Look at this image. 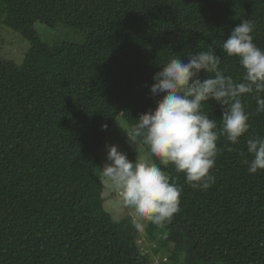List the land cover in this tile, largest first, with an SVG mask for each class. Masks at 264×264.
Returning a JSON list of instances; mask_svg holds the SVG:
<instances>
[{
	"label": "trees",
	"instance_id": "trees-1",
	"mask_svg": "<svg viewBox=\"0 0 264 264\" xmlns=\"http://www.w3.org/2000/svg\"><path fill=\"white\" fill-rule=\"evenodd\" d=\"M244 20L264 49V0H0V25L29 43L21 64L0 58V264H149L133 219L103 207L105 134L118 115L130 127L155 107L152 76L171 58L213 51L223 74L241 81L221 45ZM35 23L80 41L49 44ZM243 103L250 128L235 145L220 136L207 190L160 166L183 188L180 211L146 233L168 232L173 262L264 264V170L250 174L245 163L246 141L264 137V113L253 95ZM203 111L219 129L221 106L206 101Z\"/></svg>",
	"mask_w": 264,
	"mask_h": 264
},
{
	"label": "clouds",
	"instance_id": "clouds-1",
	"mask_svg": "<svg viewBox=\"0 0 264 264\" xmlns=\"http://www.w3.org/2000/svg\"><path fill=\"white\" fill-rule=\"evenodd\" d=\"M254 28L251 20L241 21L221 45L227 56L238 59L244 70L241 81L223 74L220 57L213 51L190 52L187 62L171 58L152 76L149 87L158 97L155 107L140 113L135 124L123 129L135 149L137 143L147 146L146 154L129 160L117 145L106 146L100 174L121 206L133 210L141 222L163 226L180 211L183 188L171 182L161 165L183 173L193 189L207 190L215 181L210 173L221 151L217 146L220 136L235 145L250 128L243 97L253 95L256 112L264 113V49L253 42ZM201 71L207 78H200ZM210 100L221 106L219 129L216 120L203 111V102ZM107 127L102 124L101 130ZM246 149L252 157L245 161L247 171L264 170V137L248 139Z\"/></svg>",
	"mask_w": 264,
	"mask_h": 264
},
{
	"label": "rangeland",
	"instance_id": "rangeland-1",
	"mask_svg": "<svg viewBox=\"0 0 264 264\" xmlns=\"http://www.w3.org/2000/svg\"><path fill=\"white\" fill-rule=\"evenodd\" d=\"M34 29L44 42L53 44L55 41H59L62 38H66L72 41H80V34L64 27H57L50 29L41 23H35ZM29 48V43L21 35L14 32L10 28L0 25V58L13 61L16 64H21L24 55ZM129 128L125 123L123 117L118 115L114 120L112 128L105 134L103 144L98 152L100 156V166L106 162V146L115 144L119 150L125 152L129 160H135L140 156L146 154L144 147L137 143L136 149L127 142V137L123 129ZM99 180L102 183V199L103 207L109 212L114 220H121L122 218L129 216L133 219L138 230V245L141 248V252L147 256L149 264H180L182 255L178 259V262H173L168 257L172 250V245L166 242L168 232L163 229H156L154 237L147 235L150 222H141L136 217V214L131 209L123 208L120 204L119 197L116 192L108 185L98 171ZM143 224V226H140ZM152 234V233H151ZM154 250H158L156 253Z\"/></svg>",
	"mask_w": 264,
	"mask_h": 264
}]
</instances>
